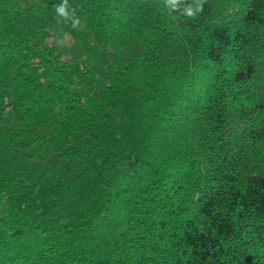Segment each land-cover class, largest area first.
<instances>
[{"label": "trees", "instance_id": "trees-1", "mask_svg": "<svg viewBox=\"0 0 264 264\" xmlns=\"http://www.w3.org/2000/svg\"><path fill=\"white\" fill-rule=\"evenodd\" d=\"M68 2L0 0V264H264V0Z\"/></svg>", "mask_w": 264, "mask_h": 264}, {"label": "clouds", "instance_id": "clouds-1", "mask_svg": "<svg viewBox=\"0 0 264 264\" xmlns=\"http://www.w3.org/2000/svg\"><path fill=\"white\" fill-rule=\"evenodd\" d=\"M205 3L206 0H164V6L170 11L179 12L193 19L203 12ZM55 9L64 23L70 22L73 29L82 30L80 17L76 15V10L69 5L68 0H61L60 4L55 5ZM57 45L63 46L62 38L57 40Z\"/></svg>", "mask_w": 264, "mask_h": 264}, {"label": "rangeland", "instance_id": "rangeland-1", "mask_svg": "<svg viewBox=\"0 0 264 264\" xmlns=\"http://www.w3.org/2000/svg\"><path fill=\"white\" fill-rule=\"evenodd\" d=\"M36 1V0H35Z\"/></svg>", "mask_w": 264, "mask_h": 264}]
</instances>
